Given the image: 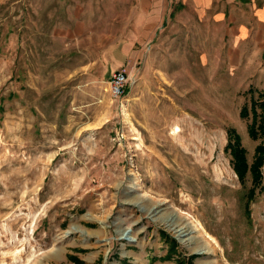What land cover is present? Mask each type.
<instances>
[{
    "label": "rangeland",
    "instance_id": "obj_1",
    "mask_svg": "<svg viewBox=\"0 0 264 264\" xmlns=\"http://www.w3.org/2000/svg\"><path fill=\"white\" fill-rule=\"evenodd\" d=\"M157 1L0 3V264H87L80 245L112 264L138 244L154 264H264V163L247 219L225 149L228 128L248 162L260 141L239 110L264 91L263 31L234 64L233 2Z\"/></svg>",
    "mask_w": 264,
    "mask_h": 264
},
{
    "label": "trees",
    "instance_id": "obj_2",
    "mask_svg": "<svg viewBox=\"0 0 264 264\" xmlns=\"http://www.w3.org/2000/svg\"><path fill=\"white\" fill-rule=\"evenodd\" d=\"M261 55L264 59V47ZM127 89L128 85L125 86L124 93L127 92ZM247 92L250 94V104H243L239 110V115L241 117H249L251 114L247 132L252 139L260 138V141L254 148L251 162H248L245 148L240 143V136L233 128H228L225 149L230 154L231 166L238 180L241 183H245L247 178L250 179V187L246 192L244 202V213L247 219H249L250 203L263 190L261 170L264 163V91H258L255 95V90L250 87Z\"/></svg>",
    "mask_w": 264,
    "mask_h": 264
},
{
    "label": "crops",
    "instance_id": "obj_3",
    "mask_svg": "<svg viewBox=\"0 0 264 264\" xmlns=\"http://www.w3.org/2000/svg\"><path fill=\"white\" fill-rule=\"evenodd\" d=\"M6 1L7 0H0V3H5ZM141 1L145 2V1H150V0H141ZM153 1H154L153 2L154 6H161V4H159L158 1L157 2L156 0H153ZM200 1L203 5H206L209 3L210 0H200ZM225 1L227 3H229V1L233 2L234 8H236V11L233 12V14L228 13L226 15V21L239 24L238 26L236 25L235 28L234 26L232 27L233 29L231 28V33L233 35V41H234V47L229 48L227 51L228 61L234 64H237V47L240 52V61H241V57L244 55L243 46L245 48L246 42L248 40L252 41L257 38L258 36L257 34L259 33L258 30L263 31L262 40L264 42V39H263L264 38V0H225ZM243 1L245 2V5L249 8V11H250L249 14H244V13L237 14V8L240 7ZM141 4L144 5V3H141ZM219 18L223 19V16ZM250 23L254 24V28H255L254 31H252L251 30L252 28L249 27L248 24ZM256 28H257V31L255 32ZM134 239L135 238L133 236L132 240ZM76 247H77V250L74 252L75 255L68 253L70 259L77 260V261H79L80 259H85L84 261L87 264H89V262H92V264H94V262H97V264H100V263L105 264L104 260H102V255L100 251L95 250V253L97 254H93L94 251H92V249L90 251L89 249L85 248L82 245L76 246ZM83 248L85 249L82 250ZM143 248L144 246L142 244H138L137 246L129 250L128 256H130V259L124 258L122 259V262H119L118 260H116L112 264H150V263L154 264V261L152 262L151 260V258L153 257L148 256V254L146 255L142 254L141 251L143 250ZM151 248L149 250H153V252L155 253V248H152V249ZM80 250H82V252H80ZM78 253L80 254V256L78 255ZM154 259L155 258H153V260ZM54 263H56V261ZM80 264H84V263H80Z\"/></svg>",
    "mask_w": 264,
    "mask_h": 264
},
{
    "label": "bare ground",
    "instance_id": "obj_4",
    "mask_svg": "<svg viewBox=\"0 0 264 264\" xmlns=\"http://www.w3.org/2000/svg\"><path fill=\"white\" fill-rule=\"evenodd\" d=\"M116 62H117V61H116ZM110 64H111V63H110ZM115 64H116V63H115ZM111 65H112V64H111ZM198 105H199V103H198ZM167 109H168V108H167ZM175 109H176V108H175ZM183 109H184V108H183ZM177 110H178V109H177ZM177 110H176V111H177ZM188 110H189V109H188ZM202 110H203V109H202ZM166 111H167V110H166ZM166 111H165V112H166ZM168 112H169V111H168ZM177 112H178V111H177ZM161 113H162V112H161ZM163 114H164V113H162V115H163ZM177 114H178V113H177ZM159 115H160V114H159ZM164 115H165V114H164ZM168 116H169V115H168ZM161 117H162V116H161ZM170 117H171V115H170ZM166 118L169 119L167 116H166ZM159 119H160V118H159ZM163 120H164V119H163ZM163 120H162V121H163ZM152 121H154V120H152ZM155 121H156V120H155ZM158 121H160V120H158ZM162 121H161V122H162ZM166 121H167V120H166ZM172 121L174 122V120H172ZM182 121H183V120H182ZM185 121H186V120H185ZM161 122H160V123H161ZM170 122H171V121H170ZM170 122H168V123H170ZM173 122H172V123H173ZM150 123H151V122H150ZM168 123H167V124H168ZM186 123H187V121H186ZM152 124H153V123H152ZM157 124H158V123H157ZM161 124H163V123H161ZM164 124H165V123H164ZM191 124H192V122H191ZM193 124H194V123H193ZM154 125H155V123H154ZM168 125H169V124H168ZM168 125H166V126H168ZM156 126H157V125H156ZM159 126H161V125H159ZM162 126H163V125H162ZM191 126H192V125H191ZM164 127H165V126H164ZM164 127H162V128H164ZM169 127H172V125L169 126ZM167 128H168V127H167ZM172 128H173V127H172ZM183 128H184V127H183ZM190 128H191V127H190ZM160 129H161V128H160ZM178 129H179L178 126H176V127H175V130L178 131ZM187 129H188V128H187ZM180 130H181V129H180ZM158 131H159V129H158ZM162 131H163V130H162ZM164 131H165V129H164ZM176 131H174V132L176 133ZM156 132H157V131H156ZM159 132H161V131H159ZM157 133H158V132H157ZM162 133H163V132H162ZM169 133H170V132H169ZM175 133H174V134H175ZM158 134H160V133H158ZM172 134H173V133H172ZM167 135L169 136V134H167ZM176 135H177V134H176ZM162 136H164V133H163ZM173 136H174V135H173ZM170 137H171V136H170ZM170 137H169V138H170ZM177 137H179V136H177ZM155 138H156V137H155ZM164 138H165V137H164ZM171 139H172V138H171ZM154 140H155V139H154ZM167 140H168V139H167ZM181 140H182V139H181ZM185 140H186V139H185ZM160 141H161V140H160ZM162 141H163V140H162ZM165 141H166V140H165ZM179 141H180V140H179ZM155 142H156V141H155ZM171 142H172V141H171ZM175 142H177V141H175ZM183 143H184V142H183ZM183 143H182V144H183ZM185 143H186V142H185ZM185 143H184V145H185ZM170 144H171V143H170ZM162 145H163V144H162ZM158 146H159V145H158ZM178 146H180V145L178 144ZM172 147H173V146H172ZM175 147H177V146H175ZM159 148H160V147H159ZM173 148H174V147H173ZM178 148H179V147H178ZM180 149L182 150V147H180ZM168 150H172V149H168ZM168 150H167V151H168ZM182 152H183V151H182ZM168 153H169V152H168ZM172 153H173V152H172ZM179 154H180V153H179ZM181 154H182V153H181ZM169 155H170V154H169ZM179 156H180V155H179ZM152 158H153V157H152ZM175 158H177V156H175ZM158 160H159V159H158ZM159 161H160V160H159ZM160 163H162V162H160ZM176 163H177V162H176ZM176 163H175V164H176ZM172 164H173V163H172ZM178 164L180 165L181 163H178ZM173 165H174V164H173ZM180 166H181V165H180ZM182 166H183V165H182ZM184 168H185V167H184ZM171 169H172V168H171ZM150 210H151V209H150ZM157 212H158V210L155 211L154 213H152L151 211H149V215H151L154 219L157 218V217L160 218L161 214H159V215L157 216ZM152 217H151V218H152ZM153 218H152V219H153ZM172 218H174V216H172ZM172 218H171V219H172ZM176 218H177V217H176ZM176 218H175V219H176ZM176 221H177V220H176ZM178 223H179V222H178ZM184 223H185V222H184ZM187 223H188V222H187ZM176 224H177V223H176ZM173 227H174V226H173ZM177 227H178V225H177ZM185 227H186L187 229H186ZM194 229H196V228H194ZM192 230H193V229H192ZM197 230H198V229H197ZM190 231H191V230H189V226L187 227V225L184 226V225H182V224H181V226H179V227L176 229L177 235L180 237V239H181L182 241H183L184 239H187V238L190 237V236H188ZM128 232H129V229L127 228L126 230H124L123 235H125L126 237H127V236H130V234L128 235ZM131 237H132V238H131ZM191 237H192V236H191ZM127 239H131V240H132V239H133V235L130 236V237H128ZM204 248H205V247L203 246V249H204ZM199 251H202V250L199 248Z\"/></svg>",
    "mask_w": 264,
    "mask_h": 264
},
{
    "label": "built area",
    "instance_id": "obj_5",
    "mask_svg": "<svg viewBox=\"0 0 264 264\" xmlns=\"http://www.w3.org/2000/svg\"><path fill=\"white\" fill-rule=\"evenodd\" d=\"M109 90L113 96H120L128 83V77L123 70H114L108 80Z\"/></svg>",
    "mask_w": 264,
    "mask_h": 264
}]
</instances>
